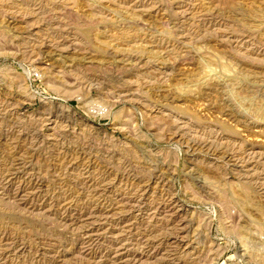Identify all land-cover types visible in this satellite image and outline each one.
I'll return each mask as SVG.
<instances>
[{
    "label": "rangeland",
    "instance_id": "obj_1",
    "mask_svg": "<svg viewBox=\"0 0 264 264\" xmlns=\"http://www.w3.org/2000/svg\"><path fill=\"white\" fill-rule=\"evenodd\" d=\"M0 264H264V0H0Z\"/></svg>",
    "mask_w": 264,
    "mask_h": 264
}]
</instances>
